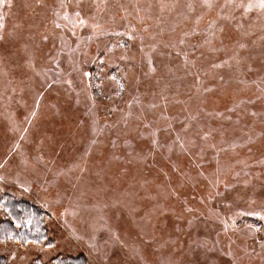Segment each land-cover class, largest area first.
<instances>
[{
  "label": "rangeland",
  "instance_id": "obj_1",
  "mask_svg": "<svg viewBox=\"0 0 264 264\" xmlns=\"http://www.w3.org/2000/svg\"><path fill=\"white\" fill-rule=\"evenodd\" d=\"M0 191L7 264H264V0H0Z\"/></svg>",
  "mask_w": 264,
  "mask_h": 264
},
{
  "label": "trees",
  "instance_id": "obj_2",
  "mask_svg": "<svg viewBox=\"0 0 264 264\" xmlns=\"http://www.w3.org/2000/svg\"><path fill=\"white\" fill-rule=\"evenodd\" d=\"M0 204L5 214L0 219V241L46 246L53 243L48 235L45 221L47 212L43 208L32 201L1 191ZM0 264H7L6 258L2 255H0ZM26 264H88V259L82 254H56L48 261H43L41 257L35 255Z\"/></svg>",
  "mask_w": 264,
  "mask_h": 264
}]
</instances>
